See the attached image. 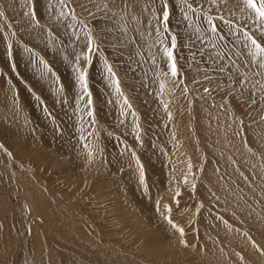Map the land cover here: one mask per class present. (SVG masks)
<instances>
[{
	"label": "rangeland",
	"instance_id": "obj_1",
	"mask_svg": "<svg viewBox=\"0 0 264 264\" xmlns=\"http://www.w3.org/2000/svg\"><path fill=\"white\" fill-rule=\"evenodd\" d=\"M189 2L260 36L241 0ZM168 4L165 32L160 0H0V264H264V76Z\"/></svg>",
	"mask_w": 264,
	"mask_h": 264
},
{
	"label": "snow or ice",
	"instance_id": "obj_2",
	"mask_svg": "<svg viewBox=\"0 0 264 264\" xmlns=\"http://www.w3.org/2000/svg\"><path fill=\"white\" fill-rule=\"evenodd\" d=\"M62 2V0H61ZM161 2V15L157 16L156 19L158 23H162L164 26V31L168 30V21L170 18V8L168 4V0H160ZM210 4L216 8L220 7L221 0H209ZM228 0H223L224 4H227ZM243 8L240 9L242 13L246 11V19L251 21L252 25L257 26V31L260 32V36L257 37L253 34L247 27H241L240 25L234 23L230 19H225L223 14L218 13L216 16L203 12L205 7L202 3H192L189 0H181L182 10L184 11V18L189 19V14H203V18L206 20L207 25L209 27V33L215 34L219 36L220 39H224V35H220L221 29L217 27L216 20L218 19L224 25L227 26L229 31L233 35H237L238 37H242L243 46L247 50L248 56L251 58L249 63L256 62V68L258 71L257 75L264 76V0H241ZM199 10V12H198ZM3 12H0V16H3ZM31 17V21L37 26L40 27V21L36 17L34 7L28 13ZM64 13L61 12V16ZM73 18H75L73 16ZM87 28V25L84 26ZM156 32H160L161 30L157 27L155 29ZM226 35V34H225ZM79 39V37H77ZM163 43V41H161ZM216 45L213 44V47ZM11 47V45H9ZM177 47V39L175 35L171 36L170 46H164L163 53L167 57L170 62V74L172 77H176L178 75V68L175 59V49ZM85 49L86 51H82L80 54H76L73 56V71L75 72V79L79 85L81 90V99L88 97L85 101L86 107H88L89 115L92 116L94 111L91 110L92 100H91V92L88 83V69L91 67L93 63V57L99 53V45L96 43L95 37L92 35L91 29H88L86 32V41H85ZM28 50V49H26ZM30 51V50H29ZM220 55L219 53L217 54ZM67 59V57H66ZM104 62V71L109 80H113L115 82V87L117 93L122 95V92L119 87V78L116 77L115 72L113 71L112 65L108 63L106 57H102ZM81 60H83V64H81ZM41 63H45L41 61ZM45 67L47 68V64L45 63ZM51 71V69H49ZM163 87V85H162ZM205 91H209V89H205ZM124 103L128 104L127 98H124ZM130 106V105H129ZM165 108H167V104H165ZM0 147H3L0 145ZM170 210V209H169ZM168 223L172 224L173 227L176 225L172 222L171 218L166 217ZM179 231L183 234V229L180 228ZM185 245L186 241H182Z\"/></svg>",
	"mask_w": 264,
	"mask_h": 264
}]
</instances>
